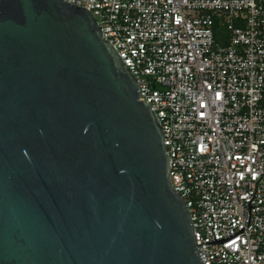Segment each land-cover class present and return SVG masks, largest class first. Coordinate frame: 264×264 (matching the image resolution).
Returning a JSON list of instances; mask_svg holds the SVG:
<instances>
[{
    "label": "water",
    "instance_id": "95a60500",
    "mask_svg": "<svg viewBox=\"0 0 264 264\" xmlns=\"http://www.w3.org/2000/svg\"><path fill=\"white\" fill-rule=\"evenodd\" d=\"M87 7L0 0V264H203L164 135Z\"/></svg>",
    "mask_w": 264,
    "mask_h": 264
},
{
    "label": "built area",
    "instance_id": "2783aa9c",
    "mask_svg": "<svg viewBox=\"0 0 264 264\" xmlns=\"http://www.w3.org/2000/svg\"><path fill=\"white\" fill-rule=\"evenodd\" d=\"M87 7L154 110L203 264H264V0Z\"/></svg>",
    "mask_w": 264,
    "mask_h": 264
}]
</instances>
